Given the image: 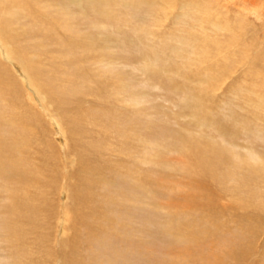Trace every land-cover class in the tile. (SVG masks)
<instances>
[{"label":"rangeland","instance_id":"1","mask_svg":"<svg viewBox=\"0 0 264 264\" xmlns=\"http://www.w3.org/2000/svg\"><path fill=\"white\" fill-rule=\"evenodd\" d=\"M7 1L0 264H264V0Z\"/></svg>","mask_w":264,"mask_h":264},{"label":"bare ground","instance_id":"2","mask_svg":"<svg viewBox=\"0 0 264 264\" xmlns=\"http://www.w3.org/2000/svg\"><path fill=\"white\" fill-rule=\"evenodd\" d=\"M8 2V4L10 5V8L9 9H12V8H15V7H17L19 4H23V3H25V4H29V0H8L7 1ZM2 50V49H1ZM3 54V53H2ZM3 58L5 59V60H7L8 61V59H10L9 58V56L6 54V53H4L3 54ZM20 77V76H19ZM25 77V76H24ZM21 80V79H20ZM28 83V82H27Z\"/></svg>","mask_w":264,"mask_h":264}]
</instances>
